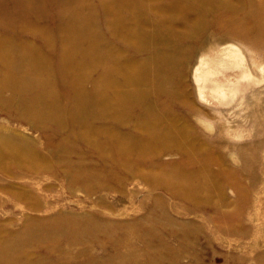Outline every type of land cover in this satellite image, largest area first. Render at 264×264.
I'll return each mask as SVG.
<instances>
[{"label":"rangeland","instance_id":"rangeland-1","mask_svg":"<svg viewBox=\"0 0 264 264\" xmlns=\"http://www.w3.org/2000/svg\"><path fill=\"white\" fill-rule=\"evenodd\" d=\"M222 1L226 2L224 7H211L203 12L205 23L201 20L200 32H188L184 22L178 20V37L173 40V45L186 48L188 54L177 59L180 62L173 72L176 96L149 97L153 114L141 119L152 122L161 130L163 128L160 137L163 136L165 143L154 146L152 152L148 151L135 169L119 168L104 156L98 158L97 151L82 139L62 146L68 129L63 133H56L52 126L38 129L33 127V120L19 119L0 110V130L33 138L37 152L46 157L37 154L36 174L4 172L0 173V183L12 188L25 187L35 192L43 205L51 206L46 212L23 214L19 211L24 208L11 202L0 210V221L4 223L7 235L0 243V263L14 255V251L4 249L5 243H11L17 250L15 264H37L22 259L20 252L33 247L40 249L47 241L66 242L62 248L70 254L69 258L83 249L89 254L84 264H264V214L257 215L252 222L261 229L256 228L248 239L238 240L239 244H228L229 240L213 235L209 246H179L173 240L177 230L172 228L189 218H200L176 212L171 214L176 224L162 219L161 214H156L155 207H171L173 199L157 200L156 191L149 188H155L161 181L155 170L147 172L148 167L154 166L157 155L164 161L179 159L175 153L162 155L161 151L174 150L183 153L186 160L195 159L208 151L210 142L212 152L219 149L233 158L236 157L235 151H229L232 147L229 145L257 141L260 143L261 168L264 169V0ZM245 9L255 12L258 20L254 22L257 23L254 25L245 19L240 28L242 35L238 36L241 38H232L230 32L223 30L227 21L223 20L232 14L240 17V11L245 12ZM47 24L52 25L50 18ZM136 113L137 110L131 115ZM134 124L125 131L130 132ZM190 126L197 136L188 134ZM177 127L180 132L176 136L180 143L183 142L181 144L170 140V131H178ZM6 135L11 134H0L2 149ZM101 158L105 160L101 161ZM4 168L11 169L7 165ZM260 198H264V193H260ZM59 212H65L64 219L49 220V216H58ZM26 216L41 219L16 235L13 232L22 227ZM166 225L173 243L158 245L156 243L161 242L166 233ZM194 232L197 235L198 232ZM12 233L16 236L13 237ZM224 233L247 237L249 231H236L233 227ZM184 235L188 237L187 233ZM156 248L162 254L154 257ZM74 262L70 258L69 262L62 264ZM51 264L55 262L51 261Z\"/></svg>","mask_w":264,"mask_h":264},{"label":"bare ground","instance_id":"bare-ground-1","mask_svg":"<svg viewBox=\"0 0 264 264\" xmlns=\"http://www.w3.org/2000/svg\"><path fill=\"white\" fill-rule=\"evenodd\" d=\"M222 2L0 0V110L33 120L38 129H68L62 146L82 139L98 158L135 169L148 151L165 143L160 137L163 128L141 119L153 114L149 97L176 96L173 72L177 59L188 54L186 48L173 45L178 20L188 32H200L203 12L224 7ZM240 12V17L232 14L223 20V30L236 39L241 38L245 19L254 25L258 20L254 11ZM132 123L131 131H125ZM177 130L170 131V140L181 144ZM2 142L11 154L19 149L11 135ZM31 157L36 164L37 155ZM4 246L15 253L0 264H15V246ZM153 254L157 257L162 251L156 248Z\"/></svg>","mask_w":264,"mask_h":264},{"label":"crops","instance_id":"crops-1","mask_svg":"<svg viewBox=\"0 0 264 264\" xmlns=\"http://www.w3.org/2000/svg\"><path fill=\"white\" fill-rule=\"evenodd\" d=\"M0 134H11L13 142L19 147L12 154L0 147L2 149L0 157L4 158L0 161V173L36 174L34 158L31 156L43 155L37 152L35 140L26 137V135L22 136L4 130H0ZM188 134L195 136L196 131L190 126ZM198 138L200 139V137ZM206 143L204 142V144ZM209 144V147L207 146L208 151L199 158L196 156L195 159L186 160L183 153L174 150L161 151L162 155L175 153L179 159L164 161L157 155L154 166L151 169L150 167L147 168V172L155 170L157 178L161 179L160 182L156 183L155 188L149 186L151 191H156V199H173L171 207H155L156 214H161L162 219L172 221L175 224L177 221L171 214L176 212L197 215L200 218H189L186 222H178L177 228H172L173 231L177 230L173 240L179 246H209L213 235H217L223 240H229L227 241L228 244H239L238 240L248 239L256 228L257 230L261 229L252 225V222L258 217L257 215L264 214V198L262 200L260 198V193H264V169L261 168L260 143L252 141L241 145H229L232 146L229 151H235L236 157L233 158L227 157L219 149L212 152L211 142ZM20 148L22 149L20 150ZM4 165L10 166L11 169L7 171ZM9 186L11 185L0 183V210L5 209L11 202L21 205L24 210L19 209V212L23 214L51 210V206L43 205L35 192L28 191L27 188L21 186H14L13 188ZM64 213L59 212L58 216H49V220L64 219ZM40 219L34 216L24 217L22 227L13 233L20 234L25 228L37 223ZM157 220L159 219L157 218ZM233 227L242 231L246 229L249 234L247 237H243L240 233V236L224 233V230ZM164 228H166V233L163 234V240L156 244L168 246L173 242H170L169 227L166 225ZM157 229L158 233V223ZM194 231L198 232L197 235ZM184 233H187L188 237ZM15 234L13 236H16ZM6 236L4 223L0 221V243ZM64 244L67 245L66 242L50 243L45 241L40 249L33 247L27 252L24 251L22 254L24 258L22 259H28L37 264H51V261L55 264H62L69 262L71 258L75 264H84L89 254H85L81 249L69 258L70 254L62 248ZM176 262H179V259Z\"/></svg>","mask_w":264,"mask_h":264}]
</instances>
